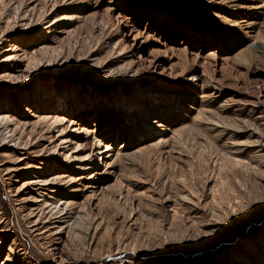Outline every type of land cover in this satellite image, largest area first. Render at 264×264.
I'll list each match as a JSON object with an SVG mask.
<instances>
[{"label":"rangeland","instance_id":"374dc122","mask_svg":"<svg viewBox=\"0 0 264 264\" xmlns=\"http://www.w3.org/2000/svg\"><path fill=\"white\" fill-rule=\"evenodd\" d=\"M0 107V264H264V0H0Z\"/></svg>","mask_w":264,"mask_h":264},{"label":"bare ground","instance_id":"6f19581e","mask_svg":"<svg viewBox=\"0 0 264 264\" xmlns=\"http://www.w3.org/2000/svg\"><path fill=\"white\" fill-rule=\"evenodd\" d=\"M220 41H222V40H219L218 45H219L220 48H223L224 47V44H222ZM11 58H12L11 55H7V58L5 59V61H9L10 62L9 59H11ZM121 90H123V93H125L124 92V89H121ZM53 100L54 99H51V97L49 99H46V97H43V101L48 102V106H50V107L53 106ZM136 104H139V103L136 101ZM3 109H4V107H0V129H1L0 133H1V136H3V139L4 140H8V142L13 143V145H14L15 148H25V149H27L28 146L31 144V142H30V139H29L30 137H28L27 139H25V136H23L25 123L22 124V127H20L19 130L21 128L22 129H21L20 132H18V126H19L20 122H17L16 121L17 123H12V120H10V117L9 116H6L5 114H2V110ZM143 110L146 111V112H149L147 110V108H145V107H143ZM160 110H161V108H160ZM155 112H157V111H155ZM149 114L150 113H144L145 116H147ZM156 117L159 118L158 116H156ZM160 122L156 119L154 123H157V125L160 126L159 125ZM12 126H14V129H9ZM9 133H10V135H8ZM37 177H36V180L35 181H42L43 183H51V182L52 183H56V182H59L58 177H56V176H54L52 178H49L47 176H44V175L41 176L40 175V176H37ZM49 189H51V188H49ZM49 191H52V190H49ZM53 207L57 210L58 213H61L60 218H64V217L69 218V216L72 218L73 217V213H75V211H73V207H72L71 201H64L63 204H61V205L58 204V203H55V205ZM76 217L74 218V221L69 226L70 229H71V231L73 229L76 230V227H77V230H78V228H81V223H82L81 222V217L78 218V214L76 215ZM71 218L70 219H67V221L69 222L71 220ZM7 261H9V258L8 257L6 258L5 261H3L2 264H5Z\"/></svg>","mask_w":264,"mask_h":264}]
</instances>
